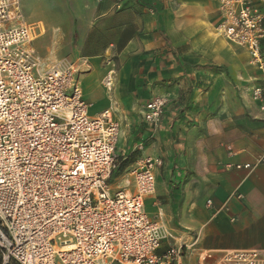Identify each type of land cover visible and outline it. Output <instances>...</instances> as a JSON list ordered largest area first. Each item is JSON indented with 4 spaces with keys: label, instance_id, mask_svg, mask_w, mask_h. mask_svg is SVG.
<instances>
[{
    "label": "crops",
    "instance_id": "1",
    "mask_svg": "<svg viewBox=\"0 0 264 264\" xmlns=\"http://www.w3.org/2000/svg\"><path fill=\"white\" fill-rule=\"evenodd\" d=\"M20 3L25 22L38 29L30 44L36 55L49 64L63 55L90 64L80 79L88 113L113 111L120 124L116 147L133 155L128 167L145 156L162 159L155 192L145 199V210L148 202L154 207L148 214L160 215L162 246L187 244L183 264L253 248L243 237L264 219V109L250 91L259 72L239 66V52L215 39L217 0ZM105 55L118 57L109 92L106 70L92 66ZM154 97L166 101L163 112L157 123L145 122L143 105Z\"/></svg>",
    "mask_w": 264,
    "mask_h": 264
},
{
    "label": "built area",
    "instance_id": "2",
    "mask_svg": "<svg viewBox=\"0 0 264 264\" xmlns=\"http://www.w3.org/2000/svg\"><path fill=\"white\" fill-rule=\"evenodd\" d=\"M217 2L218 33L259 72L251 96L264 109V0ZM37 35L20 0H0V264H183L189 246L163 247L160 215L145 210L162 159L130 166L133 191L111 189L119 121L109 108L88 113L76 66L46 63L30 45ZM165 103L148 100L143 120L157 123ZM204 258L264 264V248Z\"/></svg>",
    "mask_w": 264,
    "mask_h": 264
},
{
    "label": "rangeland",
    "instance_id": "3",
    "mask_svg": "<svg viewBox=\"0 0 264 264\" xmlns=\"http://www.w3.org/2000/svg\"><path fill=\"white\" fill-rule=\"evenodd\" d=\"M205 10H207L208 13H210V14L212 12V15H216V12L214 13L215 9H212L211 7L206 8ZM184 11L188 15H191V14L197 15L198 13H202V12H200V10H197V8H195V9L184 8ZM218 23H219V21L214 23V25H211V26H213V28H211V32L213 33V35H215V39L216 40H221L220 43H222L227 48L229 46H231L232 47L231 49H233V48L236 49V52L237 51L239 52V55L235 56L239 60V66H240V64H244L246 69L250 68L251 71H253L254 68L250 64V58L246 54L245 50L242 47L238 46V45H234V44H231V43L229 45L223 39V37L218 35L219 34L218 30H217ZM39 25H41V24H39ZM42 31H43V29L41 28V30L39 31V34ZM189 33H190V31H189ZM188 46H189V44H188ZM243 52H245V53H243ZM117 58L118 57H116L114 55H111V56L110 55H108V56L105 55V56L100 57L99 65L98 64L92 65V66H98L99 69L106 70V77H105V79H103V84H104V86H105V88L107 89L108 92L110 91V89H109L108 86H106V83L107 82H111V84L113 85V81H112L113 79L109 80V78L115 74V70L118 68ZM51 62H52V64H59V65L76 62V67H77V72H78L77 74H78L80 79L82 78L81 76L83 74L90 72V68H88L86 66V64L88 66H90L89 63H86L84 60H76L74 58L70 59L68 57V55L56 56L55 59L53 61H51ZM250 73L251 72L249 71L247 74L249 75ZM251 83H253V84L257 83V81L256 80H252ZM246 86H248V88H249V84H247ZM250 91H251V89H250ZM89 104H90V102H89ZM132 160H133V155L132 154L128 155L127 151H126L125 154L122 155V154H120L119 147H116V150H115V164H116V167H115V169H114V171H113V173L111 175V179L109 181L111 189L122 188V187L126 188L127 187V189L132 190L133 182H132L130 174H128L129 168H130L128 166L130 165ZM153 193L151 195H149V196L152 197ZM146 210L149 211V212L154 211V207L148 202L147 205H146ZM194 238L196 239L197 235H195ZM243 239L248 244H251V246H253V247L264 248V219L260 220L258 223H252L251 225H249L248 226V230L244 233ZM228 240L229 239H224L223 242H226ZM229 241H232V238ZM221 254H222V251H217V252L213 253L212 257H213V259H215V258H218ZM205 260L207 261L208 259H205ZM192 261H193L192 264H199L198 261L195 260V259H193Z\"/></svg>",
    "mask_w": 264,
    "mask_h": 264
}]
</instances>
